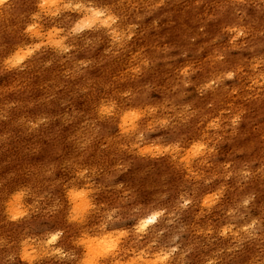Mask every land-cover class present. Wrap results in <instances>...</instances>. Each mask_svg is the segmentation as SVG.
<instances>
[{
  "label": "rangeland",
  "instance_id": "rangeland-1",
  "mask_svg": "<svg viewBox=\"0 0 264 264\" xmlns=\"http://www.w3.org/2000/svg\"><path fill=\"white\" fill-rule=\"evenodd\" d=\"M0 264H264V0H0Z\"/></svg>",
  "mask_w": 264,
  "mask_h": 264
},
{
  "label": "bare ground",
  "instance_id": "bare-ground-1",
  "mask_svg": "<svg viewBox=\"0 0 264 264\" xmlns=\"http://www.w3.org/2000/svg\"><path fill=\"white\" fill-rule=\"evenodd\" d=\"M92 16H93V15H92ZM149 219H150L151 221H152V220H155V219H156V215L153 214V215L149 216L148 218H146L145 221H143V225H145L144 223L148 222Z\"/></svg>",
  "mask_w": 264,
  "mask_h": 264
},
{
  "label": "clouds",
  "instance_id": "clouds-1",
  "mask_svg": "<svg viewBox=\"0 0 264 264\" xmlns=\"http://www.w3.org/2000/svg\"><path fill=\"white\" fill-rule=\"evenodd\" d=\"M239 35H242V33H240ZM230 75H231V74H230ZM244 203H245V204H247V203H248V201H245ZM14 219H15V217H14Z\"/></svg>",
  "mask_w": 264,
  "mask_h": 264
},
{
  "label": "snow or ice",
  "instance_id": "snow-or-ice-1",
  "mask_svg": "<svg viewBox=\"0 0 264 264\" xmlns=\"http://www.w3.org/2000/svg\"><path fill=\"white\" fill-rule=\"evenodd\" d=\"M53 239L55 240V239H56V237H53Z\"/></svg>",
  "mask_w": 264,
  "mask_h": 264
}]
</instances>
